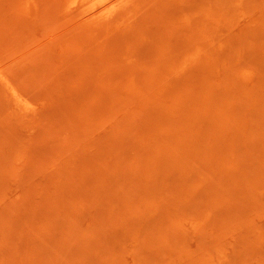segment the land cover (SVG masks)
Instances as JSON below:
<instances>
[{
  "label": "rangeland",
  "instance_id": "1",
  "mask_svg": "<svg viewBox=\"0 0 264 264\" xmlns=\"http://www.w3.org/2000/svg\"><path fill=\"white\" fill-rule=\"evenodd\" d=\"M0 264H264V0H0Z\"/></svg>",
  "mask_w": 264,
  "mask_h": 264
}]
</instances>
